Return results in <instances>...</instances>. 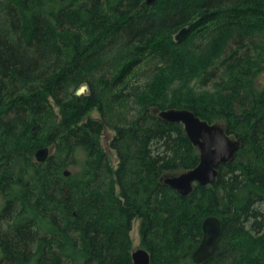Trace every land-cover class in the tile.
<instances>
[{
	"label": "trees",
	"instance_id": "16d2710c",
	"mask_svg": "<svg viewBox=\"0 0 264 264\" xmlns=\"http://www.w3.org/2000/svg\"><path fill=\"white\" fill-rule=\"evenodd\" d=\"M144 1L0 0V264H133L135 220L150 264H194L207 217L201 264H264V0ZM168 109L241 141L186 197Z\"/></svg>",
	"mask_w": 264,
	"mask_h": 264
},
{
	"label": "water",
	"instance_id": "95a60500",
	"mask_svg": "<svg viewBox=\"0 0 264 264\" xmlns=\"http://www.w3.org/2000/svg\"><path fill=\"white\" fill-rule=\"evenodd\" d=\"M62 2L63 0H58ZM156 0H145L146 6H151ZM185 32L182 29L176 40ZM86 92V89H81ZM158 117L164 122L180 124L199 154L198 165L177 175L165 176L162 181L170 189L182 197L188 196L194 185L206 186L213 184L218 175V167L230 162L239 150L240 139H232L225 134L220 124H209L196 117L191 111L185 109H168L157 112ZM49 156L47 148L39 149L35 159L44 163ZM69 171H64V176H69ZM202 238L196 250L191 255L194 264L206 261L214 252L217 239L221 232V222L216 217H207L201 224ZM133 264H150L149 253L144 249L131 252Z\"/></svg>",
	"mask_w": 264,
	"mask_h": 264
},
{
	"label": "rangeland",
	"instance_id": "374dc122",
	"mask_svg": "<svg viewBox=\"0 0 264 264\" xmlns=\"http://www.w3.org/2000/svg\"><path fill=\"white\" fill-rule=\"evenodd\" d=\"M260 83L264 84V75H261L260 78ZM93 117H97L96 113L92 114ZM114 135V133L111 130H105L104 132V136L102 137V145L104 146V148L106 149V151L109 153V155L111 156V159L113 160V165L116 164L115 160H114V155L111 151H109L107 145H108V140ZM138 225H139V221L135 220L132 223V231L130 233V238L132 241V251H135L137 249H141L140 248V238L138 235Z\"/></svg>",
	"mask_w": 264,
	"mask_h": 264
}]
</instances>
